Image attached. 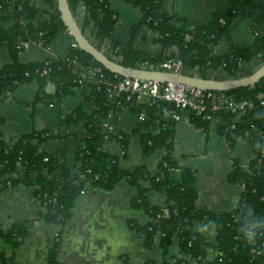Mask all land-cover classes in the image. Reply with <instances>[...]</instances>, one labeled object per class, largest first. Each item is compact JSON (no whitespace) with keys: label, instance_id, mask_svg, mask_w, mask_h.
Instances as JSON below:
<instances>
[{"label":"trees","instance_id":"obj_1","mask_svg":"<svg viewBox=\"0 0 264 264\" xmlns=\"http://www.w3.org/2000/svg\"><path fill=\"white\" fill-rule=\"evenodd\" d=\"M124 1L142 14L140 23L131 28L132 35L140 25L147 26L156 34L154 42L161 45L159 51L143 53L116 41L111 34L117 14L106 0H68V5L72 14L79 4L82 5L84 14L79 24L82 33L92 38L99 49L104 43L107 46L104 53L110 58H118L125 66L155 68L166 57L174 55L199 76L205 77L207 70L222 68L227 78H236L240 77L241 64L255 59L258 64L264 61V5L259 7V14L250 26L254 34L251 44L243 47L231 44L228 52L221 55L212 52L220 39L229 37L234 21L256 7L254 0H230L224 12L213 13L207 24L192 28L176 27L175 18L161 11V0ZM43 2L46 8L39 9L26 0H0V47L7 49L10 55V62L0 68V93L12 92L18 83L35 81L39 87L46 82L54 83L56 95L67 96L73 88L80 86V80L90 79L88 68H97L93 81L86 82L90 94L84 105L89 104L90 110L80 104L62 118L58 126L64 129L82 122L86 136L76 148L74 164L70 167L57 156L38 151V144L51 137L47 129L20 135L10 148L6 147L0 132V189L7 184L31 185L35 197L44 205L43 218L64 224L86 184L109 191L125 179L133 192L131 205L144 212L147 219L142 225L132 226L143 235L146 247L152 245L157 236L156 244L162 254L159 264H264V230L261 227L264 219V105L259 103L258 97L264 92V77L254 86L225 92L237 100L252 102V107L238 119L223 112L212 114L220 118L217 131L228 144L240 137L252 147L253 157L248 170L244 171L236 164L228 175L229 182L243 186L240 198L227 212L197 209L194 171L179 168L171 153L174 120L163 114L164 108L168 110L166 102H137L135 98L127 99L125 94H116L112 102L107 88L120 77L79 48L69 46L63 56L50 55L44 61L19 60L21 41L48 45L59 31L67 32L56 1ZM166 48L172 52L166 54L163 50ZM118 106L128 107L137 115L143 114L132 134L137 136L144 157L163 152L154 170L144 165L122 169L119 157L104 148L106 142L116 141L123 156L126 155V135L112 114ZM186 115L196 127L206 129L210 123L201 115L191 112ZM103 122L110 128H104ZM148 190L164 193L165 204H151L147 198ZM196 223L217 227L213 259L208 258L209 245L205 237L191 228ZM26 233L24 225H15L7 232L0 231V238L16 247L18 239ZM60 244V236H56L47 253L46 264H62L58 259ZM174 244L177 254L171 253Z\"/></svg>","mask_w":264,"mask_h":264},{"label":"crops","instance_id":"obj_2","mask_svg":"<svg viewBox=\"0 0 264 264\" xmlns=\"http://www.w3.org/2000/svg\"><path fill=\"white\" fill-rule=\"evenodd\" d=\"M26 1L39 9L46 8L43 0ZM106 1L117 14L111 34L116 41L129 44L143 53H155L161 49V45L154 42L156 34L145 25H140L132 35V26L138 25L142 19L140 10L124 0ZM254 2L256 7L240 15L231 25L229 37L220 39L214 45V54L228 52L231 44L243 47L252 43L254 34L250 26L259 14V7L264 5V0ZM229 3L230 0H161V11L175 18L176 27L192 28L207 24L213 13L224 12ZM83 14V7L79 4L73 14L78 25ZM71 39L68 32L59 31L48 44L47 50L33 43L18 54L19 60L44 61L50 55L63 56ZM163 50L166 54L172 52L169 48ZM9 62L7 49L0 47V68ZM258 65L256 59L241 64L239 76L251 73ZM189 69L190 72H183L197 73ZM206 73L210 79L227 78L222 68L207 70ZM89 94L90 87L84 84L73 88L71 94L59 97L54 83L46 82L39 87L35 81L18 83L12 92L0 93V132L6 147H12L22 134L47 129L51 137L38 144V151L57 156L65 165L73 166L76 148L86 136L85 128L82 122L64 129L58 126L61 119L78 105L83 104L87 111L90 110L89 104L84 105ZM114 100L111 99L112 102ZM168 111L175 110L168 104ZM112 114L126 135V155L123 156L120 144L116 141L106 142L104 148L119 157L122 169L144 165L154 170L163 152H154L146 157L142 155L137 136L132 134L140 121L139 115L128 107L119 106ZM179 114L180 119L174 121L171 153L179 168L194 171L197 193L195 208L214 213L230 211L240 198L243 186L229 182L228 175L236 164L242 170H248L253 157L250 143L245 138L237 137L228 144L217 131L219 117L211 120L208 127L203 129L192 124L185 112L179 111ZM132 193L125 179L118 181L109 191L86 184L74 202L70 217L64 224H59L43 218L44 205L35 197L31 185L7 184L0 189V231L7 232L15 225H24L27 233L18 239L16 247L0 238V264H46L47 253L56 236L61 239L58 259L62 264L161 263L157 236L154 243L146 247L143 235L132 226L142 225L147 220L144 212L131 205ZM147 198L153 205L163 206L166 202V196L160 191L148 190ZM261 227L264 230V219ZM191 228L205 237L209 245L208 258L213 259L217 227L196 223ZM171 253L177 254L175 244Z\"/></svg>","mask_w":264,"mask_h":264},{"label":"built area","instance_id":"obj_3","mask_svg":"<svg viewBox=\"0 0 264 264\" xmlns=\"http://www.w3.org/2000/svg\"><path fill=\"white\" fill-rule=\"evenodd\" d=\"M87 32L89 33V30H87ZM89 41L93 43L92 38L89 39ZM31 44L33 43L30 41H21L18 47L23 51L27 50ZM36 44L46 50L48 49V45H43L41 42ZM69 46L73 49H78V46L73 39H71ZM106 49L107 46L104 43L101 44L100 50L104 52ZM111 59L119 62L118 58ZM73 64L76 65L75 60H73ZM185 66L186 65H184L180 57L173 55L162 60V62L155 67V69L172 73H184L183 71ZM97 72V68H88L87 74L90 76V79L84 82L83 80H80V85H87L89 81H93V77H95ZM107 93L110 99H114L116 94H125L127 99L135 98L137 102H172L175 105V111H168L164 108L163 114L165 116H170L174 121L180 119L179 111L201 115L202 118L209 121L216 119V117L212 114L220 112L228 113L235 119H238L247 109L252 107V102L250 100H237L225 92L202 91L176 83H159L156 81L130 78L116 79L114 84L107 88ZM258 97L260 99L259 103L264 105V92H262ZM142 119L143 114L141 113L139 114V120ZM103 126L107 129L110 128V125L106 122H103ZM231 127L233 128V126ZM163 213L166 215L167 210L164 209Z\"/></svg>","mask_w":264,"mask_h":264},{"label":"water","instance_id":"obj_4","mask_svg":"<svg viewBox=\"0 0 264 264\" xmlns=\"http://www.w3.org/2000/svg\"><path fill=\"white\" fill-rule=\"evenodd\" d=\"M55 1L60 19L71 38L76 42L78 48L89 54L93 60L99 63L103 68L120 78L149 80L159 83H176L202 91L226 92L239 87L254 86L255 83L264 77V61L249 74L221 80L210 79L199 75L172 73L155 68L125 66L108 57L102 50L91 43L84 33H82L80 26L70 10L68 0ZM168 104L175 110L174 103L169 102Z\"/></svg>","mask_w":264,"mask_h":264},{"label":"rangeland","instance_id":"obj_5","mask_svg":"<svg viewBox=\"0 0 264 264\" xmlns=\"http://www.w3.org/2000/svg\"><path fill=\"white\" fill-rule=\"evenodd\" d=\"M258 66H259V65H258ZM258 66H257V67H258ZM184 70L187 71V72H190V69H189V68H185ZM185 71H184V72H185ZM245 71H246V70H245ZM247 71H248V69H247ZM190 74H192V75H193V74H194V75H198V74L195 73V72H191ZM247 74H249V73H247ZM207 76H208V74L206 73V74H205V77H207Z\"/></svg>","mask_w":264,"mask_h":264}]
</instances>
